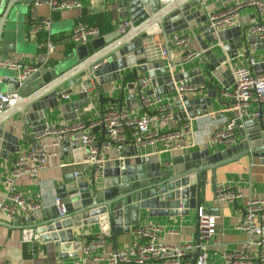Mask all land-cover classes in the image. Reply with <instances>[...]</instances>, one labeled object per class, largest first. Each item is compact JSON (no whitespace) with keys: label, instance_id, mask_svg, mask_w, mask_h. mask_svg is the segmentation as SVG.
Here are the masks:
<instances>
[{"label":"water","instance_id":"water-1","mask_svg":"<svg viewBox=\"0 0 264 264\" xmlns=\"http://www.w3.org/2000/svg\"><path fill=\"white\" fill-rule=\"evenodd\" d=\"M35 1L3 0L0 3V59L3 49L8 54L24 51L25 44L16 41L15 31L18 21L24 16V8L32 6ZM238 1L241 0H172L162 4L159 0H116L114 5L120 22L124 24L129 21L133 28L126 36L114 32L110 36L97 38L91 44L93 54L89 53L87 44L79 45L67 58L50 68L41 69L40 65H36L37 71L23 81L17 78V72L0 69V90L6 87L5 93L17 94L12 108L0 113V159L9 160L10 156L19 152V138L5 130L7 121L19 122L24 128L32 126L33 134L46 129L45 112L53 117L54 109L66 122L75 121L77 111L89 103V92L96 91L99 102L105 101L101 97L103 86L118 81L120 72L130 68L135 80L138 72L147 73L152 85L148 94L155 96L174 94L175 83L182 81H189L192 85L207 83L210 90L207 98L199 95L173 97L182 119L207 114L210 96L215 98L220 91L213 83L218 82L226 70L225 62L236 58L237 51L241 49L245 55L255 49L264 50V40L252 35L250 26L214 32L205 25L206 14L224 3ZM208 2L212 3L206 5ZM255 16L259 22H253V25H260L261 19L256 12ZM199 24L204 25L200 32L206 41L201 44L202 49L206 51L210 45L218 48L226 43L222 50L229 57L216 58L208 50L200 57L206 62L204 67L174 76L158 64L148 63L142 42L148 41L149 29L159 27L168 44V35L179 27ZM88 75L92 76L91 81L85 80ZM68 81L75 86L83 83L86 92L79 94V102L59 104L56 90ZM169 84V87H164ZM129 95L132 102L137 101L133 89ZM99 129L104 134L103 125L93 131ZM237 137L239 143L219 152L205 150L181 154L163 164L158 156H142L132 147L128 149L132 151L131 156L122 163L124 170L119 169V161L108 162L100 181L92 177L87 181L82 174L65 175L64 184L57 187L56 194L62 200L66 215L59 216L53 206L23 220L34 224L31 229H34L39 241L42 244L52 242L55 252L63 260L78 258L81 243L76 241L74 230L80 227L96 225L100 235L115 243L118 234H127L139 225L141 213H145L147 218L194 216L205 196L206 172L210 171L214 178L217 168L244 157L258 159L264 165V123L256 119L247 120L244 130L239 131ZM59 152L83 156L85 149L66 140ZM77 160L80 161L79 157ZM196 229L199 245L198 221ZM198 253L197 250L192 264L196 263Z\"/></svg>","mask_w":264,"mask_h":264},{"label":"crops","instance_id":"crops-1","mask_svg":"<svg viewBox=\"0 0 264 264\" xmlns=\"http://www.w3.org/2000/svg\"><path fill=\"white\" fill-rule=\"evenodd\" d=\"M3 0L0 1V3ZM116 0H82V7L79 9H71L66 11H53L47 5L42 4L35 7L34 5L24 8V16L18 21L15 31L16 41H21L25 44L23 52L7 53V50H1L2 56L0 61L5 60H17L22 66L40 65L41 69L50 68L57 64L59 61L67 58L69 54L79 47L71 40L72 30L79 24H87L96 27L100 32V37L110 36L114 32H120L122 35H127L133 28L129 21L124 29H121L123 22H120L117 8L114 5ZM239 2V1H238ZM224 3L222 7L212 10L210 13L221 11L235 3ZM212 2H208L206 5H210ZM208 13V14H210ZM206 14V17L208 16ZM255 11L252 8H246L241 10L239 18L235 27H249L253 25V22H259V19L255 16ZM42 19L50 21L49 29H41L35 35H30V28L35 23ZM264 21V20H262ZM206 25V22H205ZM203 24L194 25L192 27H179L173 33L178 35H187L190 37V43L186 50L192 53L198 54L199 57L192 58L188 61H183L186 50L176 48L171 40V35H168V44L165 42L163 35L161 34L159 27H153L147 32L148 41H143L142 46L145 49L148 63H156L160 68L166 69L172 76L175 74L186 72L195 68L204 67V60L200 57L208 50H211L212 54L216 58L222 56L229 57L228 53L222 50V46L226 43L219 45L218 48L214 45H210L208 50H203L205 38L200 32V28ZM152 37V38H151ZM97 39V38H96ZM96 39H91L87 43L89 53L93 54L91 44ZM51 43L54 47L52 54L48 55L46 43ZM153 42V43H152ZM160 44L162 48L166 49L168 56L166 58L156 57L154 53L155 44ZM152 45V47H151ZM227 45V44H226ZM149 47L152 50V57L149 53ZM157 49V48H156ZM238 55L233 60L226 61V70L220 75V80L213 83V86L218 87L220 90L230 88L233 84L231 78V69L235 67H249L254 74L264 75V50H254L245 55L244 51L238 50ZM250 60L253 61V65H250ZM4 70V69H2ZM133 69H126L120 72V79L113 83L103 86L102 99L105 101L99 102V94L96 91L88 93V105L84 106L81 110L77 111V119L75 121L66 122L57 109L52 111L53 117L45 112V123L47 126H70L79 121H93L101 113L102 109L106 107L115 106L116 108L132 112L138 116L144 115L146 112L138 107L137 101L132 102L129 99V92L132 87V83L135 79L132 78ZM137 78L148 77L147 73H137ZM163 78V76H162ZM197 77H194V79ZM164 79V78H163ZM191 78H189L190 80ZM193 79V78H192ZM189 83V81H187ZM69 84L74 86V94L69 102H63L58 100L59 104H68L79 102V93L77 86L72 81H68L60 88L56 90L60 91L66 89ZM178 83H175L177 86ZM202 85V84H200ZM198 84V86H200ZM165 85L164 87H169ZM204 88L195 93H188L184 96L191 97L192 95H199L202 98H207L210 94L208 84H203ZM152 89L150 84L149 91ZM6 87H2L1 93H5ZM134 90V89H133ZM219 92L215 95V98L210 96V106L207 109V114L194 115L192 118H181L179 112L173 102V97L178 96L176 92L174 94L164 95L171 104L173 111L177 114L178 119L170 123L167 127H164L159 122H155L156 127L160 130H178L184 131L185 126L188 127V131L192 135H184L183 144L185 149L177 153H164L160 146L146 147L138 149V153L142 156H158L161 164L167 162L170 158L188 154L197 151L209 150L211 153L219 152L225 149L222 146H214L210 144L209 133H213L215 130L221 129L224 126V122L219 118L211 119L209 115L217 112H221L229 105L228 99H222L219 96ZM134 96L136 94L134 91ZM155 96V95H152ZM162 97V96H161ZM110 100H115L114 102ZM12 106L6 110L11 109ZM256 108V104L252 103L251 109ZM4 110V111H6ZM153 114L152 112H147ZM251 120V119H250ZM10 122V123H9ZM5 130L19 138V152L27 148L32 140V126L24 128L21 123L11 120L6 122ZM244 130V129H243ZM26 131V135L24 134ZM99 140L105 139V133L99 129L92 131ZM239 131L236 135H238ZM196 140L200 144L195 146H189L192 140ZM239 137L236 138L235 144L239 143ZM234 144V145H235ZM134 146L128 145L125 149L132 148ZM124 151V152H125ZM18 152V153H19ZM123 152V153H124ZM10 156L9 160L0 159V202L2 197L7 193L6 179L10 172V165L16 158L17 154ZM122 158L126 159L130 157L132 151L126 153V156ZM108 162L116 160L114 153L108 152ZM80 161L78 162L77 158ZM82 155L79 154H65L60 153L57 158H54L49 163V168L42 172L36 178L23 177L17 184V191L26 201H38L41 205L39 211L48 210L53 207L54 198L57 196L56 189L58 186L64 184V177L70 173L82 174L85 180L89 181L90 174L80 164ZM107 162V163H108ZM206 189L204 192L203 202L200 205V209L204 211V214L213 218L216 223V232L208 240L202 239L199 236V244L206 245L207 253L217 252L218 254L229 252H240L243 250L242 246L246 240V235L236 230V226L240 223L243 217V208L241 204H223L217 205L214 203L215 190L224 183L231 182L232 186L243 191L246 196L264 197V165L260 163L258 159L249 157L241 158L238 161L226 164L215 170V177L212 178L210 171L206 172ZM40 196V197H39ZM197 213V211H196ZM194 216H177V217H164V218H147L145 213H141L139 225L142 227L150 223L159 224L162 227L161 241L164 244L179 246L183 243H193L197 245L198 234L196 229L197 214ZM29 216L23 213H18L14 219H9L5 212H0V264H105L102 261L94 260H82L80 254L76 259H60L57 252H55L53 243L42 244L39 240L33 243H27L22 240L21 233L24 229H30L34 224L26 222L23 218ZM134 227L127 234H118L115 243L107 238V244L105 250L107 251H121L130 247L135 239L132 231L137 228ZM75 239L80 242L81 245L87 244L98 235H100L99 228L96 225L80 227L74 230ZM250 252L253 251L249 250ZM197 251H193L185 257V261L192 262L193 256ZM71 253V252H70ZM100 254L101 252H96ZM68 254V253H67ZM199 253L196 259L198 263ZM195 263V264H196ZM207 264H221V262L215 258H209Z\"/></svg>","mask_w":264,"mask_h":264},{"label":"built area","instance_id":"built-area-1","mask_svg":"<svg viewBox=\"0 0 264 264\" xmlns=\"http://www.w3.org/2000/svg\"><path fill=\"white\" fill-rule=\"evenodd\" d=\"M1 1V0H0ZM162 4H168L172 0H159ZM47 5L53 11H66L82 7V0H36L35 7ZM252 8L261 19L260 25H251L249 32L264 40V0H241L221 11L210 13L207 16L206 25L214 32L231 29L236 26L241 10ZM127 26L122 24L121 29ZM50 21L42 19L30 28V35H35L39 30H47ZM71 40L76 45H85L91 39L100 37L96 27L79 24L71 33ZM187 35H171L172 44L179 49L186 50L190 43ZM153 43V42H152ZM152 47V45H151ZM156 57L166 58L168 52L158 43L155 44ZM48 55L52 54L54 47L46 43ZM152 57V50L149 47ZM199 57L198 54L186 50L183 61ZM254 63L250 60V65ZM0 69H8L17 72V78L21 81L27 79L37 69L33 66H22L17 60L0 61ZM233 84L230 88L220 90L219 96L228 99L229 105L221 112L209 115L211 119L219 118L224 122L221 129L209 133L210 144L231 147L236 142V134L244 129L247 120L256 119L264 123V76L254 74L249 67H235L231 69ZM88 75L86 81H91ZM151 80L149 77H139L132 83L136 94L138 107L144 110V115H136L132 112L116 108L115 106L102 109L100 115L93 121H79L70 126H47L45 130L33 135L31 144L21 150L10 165V172L6 179L7 193L0 202V212H5L9 219L17 217L18 213L26 216L38 212L41 205L38 201H26L17 191L16 184L23 177L36 178L49 168L52 159L59 156L61 144L68 140L85 149L80 164L87 170L95 181L103 177L105 166L108 162V152H113L116 160L121 163L119 169L124 170L122 153L128 145L138 149L160 146L164 153H177L186 147L183 144L184 135H192L185 126L184 131L160 130L155 122L167 127L178 119L168 99L161 96L148 94ZM79 94L86 92L85 85L77 86ZM204 86L192 85L182 81L175 86V92L179 97L188 93L202 90ZM74 86L69 84L66 89L56 92V96L63 102H69L74 94ZM16 93H0V113L14 105ZM252 103L256 108L251 109ZM147 112H152L149 114ZM101 125L104 126L105 139L99 140L92 131ZM200 144L195 139L189 146ZM76 174V173H75ZM89 179V180H90ZM40 197V196H39ZM214 203L241 204L243 217L236 226V230L246 235L243 250L218 254L207 253L206 245L183 243L179 246L164 244L161 241L162 227L156 223H150L137 227L132 231L134 243L121 251L105 250L107 238L98 235L87 244L81 245L79 254L82 260L102 261L105 264H192L185 261V257L193 251H199V259L196 264H207L209 258H215L221 264H264V197L246 196L243 191L237 190L231 182L219 186L215 190ZM59 216L66 215V209L61 198L56 196L53 201ZM198 229L202 239H210L216 232V223L213 218L207 217L202 209L197 213ZM22 240L27 243L36 242L38 236L34 229H24L21 233ZM254 251V253L249 250ZM100 251V254L96 252Z\"/></svg>","mask_w":264,"mask_h":264}]
</instances>
